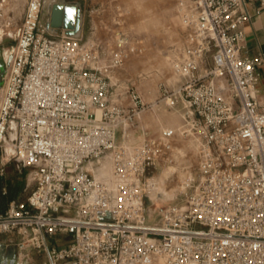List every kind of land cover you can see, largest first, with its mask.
Masks as SVG:
<instances>
[{
  "label": "built area",
  "instance_id": "built-area-1",
  "mask_svg": "<svg viewBox=\"0 0 264 264\" xmlns=\"http://www.w3.org/2000/svg\"><path fill=\"white\" fill-rule=\"evenodd\" d=\"M44 2L26 0L0 77L2 165L27 169L32 185L0 212V235L42 253L41 264H264V51L242 54L244 1L177 0L188 36L156 103L181 124L142 140L126 133L151 104L104 74L142 42L119 35L105 50L84 41L82 23L76 35L50 27ZM176 138L196 141L197 177L181 203L151 211L145 174L172 157ZM106 157L110 184L93 172Z\"/></svg>",
  "mask_w": 264,
  "mask_h": 264
},
{
  "label": "rangeland",
  "instance_id": "rangeland-1",
  "mask_svg": "<svg viewBox=\"0 0 264 264\" xmlns=\"http://www.w3.org/2000/svg\"><path fill=\"white\" fill-rule=\"evenodd\" d=\"M61 1L77 2L84 10V41H98L105 50L113 45L114 39L119 35L142 42V54H132L120 67L106 68L104 74L112 83L132 87L145 103L151 104L149 108L140 111L136 118L138 124L146 128L150 135L155 136L164 128H178L181 124L180 114L156 103L158 84L161 81L172 83L176 80L171 62L178 57L188 36V30L177 10V0H45L42 9L44 16L47 15L51 4ZM25 4L26 0H0V77L8 61L4 56L5 50H11L16 45ZM105 61L103 55L102 64H105ZM136 129L129 131L126 140H142V132ZM117 140L125 141L120 132L117 134ZM173 145L175 149L172 157L158 162L155 168L145 174L144 185L147 192L144 202L151 211H157L169 204L181 203L180 192L185 190L191 178L197 177L196 141L176 138ZM7 148L8 144H5L4 148L0 149V168L4 169V174L0 177L20 180L25 197L32 187L28 170L12 162L2 165L4 150L9 152ZM169 168H172V172L165 176V169ZM189 175L190 178L182 189L183 180ZM162 179L163 184L160 183ZM167 192L173 195L167 196ZM1 237L2 235L0 240ZM56 240L61 241L64 238L57 236Z\"/></svg>",
  "mask_w": 264,
  "mask_h": 264
},
{
  "label": "crops",
  "instance_id": "crops-1",
  "mask_svg": "<svg viewBox=\"0 0 264 264\" xmlns=\"http://www.w3.org/2000/svg\"><path fill=\"white\" fill-rule=\"evenodd\" d=\"M246 11L251 15L250 21L246 22L244 25L245 29V48L242 54L253 56L260 51H264V0H243ZM77 3V2H74ZM80 16L82 27L84 26V10L80 6ZM43 19H46L43 16ZM258 81L256 84V96L259 102L264 105V65H261L257 69ZM136 127L129 128L126 133L128 139L129 131L136 129L142 132V136L150 137V133L142 125L138 124L136 119ZM137 140V139H136ZM4 179L8 181H13L11 178L4 176ZM23 190L14 200L23 199ZM12 200V201H14ZM11 202V201H10ZM9 204V203H8ZM17 237L15 236H5L2 235L0 240V264H3L9 259H14V264H41L44 260V255L42 253H37L33 249L20 250L17 247ZM54 239H48V243H54Z\"/></svg>",
  "mask_w": 264,
  "mask_h": 264
},
{
  "label": "water",
  "instance_id": "water-1",
  "mask_svg": "<svg viewBox=\"0 0 264 264\" xmlns=\"http://www.w3.org/2000/svg\"><path fill=\"white\" fill-rule=\"evenodd\" d=\"M80 10L74 4L53 3L47 13L49 26L63 28L68 34L76 35L81 29ZM3 264H14V259H9Z\"/></svg>",
  "mask_w": 264,
  "mask_h": 264
},
{
  "label": "bare ground",
  "instance_id": "bare-ground-1",
  "mask_svg": "<svg viewBox=\"0 0 264 264\" xmlns=\"http://www.w3.org/2000/svg\"><path fill=\"white\" fill-rule=\"evenodd\" d=\"M11 51H12V49L11 50L10 49L9 50H5V55L4 56H5V58L7 60H9V58H10V52ZM7 149L9 150V145H8ZM93 172H94L95 178L97 180L104 181V182H107L108 184H110L111 180H112V162H111V159L109 157H106V158L102 159L100 161V164L96 168L93 169ZM170 172H172V168L165 169V176H166V174L169 175ZM163 176H164V174H163ZM163 176H161V177H163ZM189 178H190V175L187 176V178H185L184 180L182 179L183 180V184H182V187H181L182 189L184 188L185 182L187 180H189ZM162 182H164L163 179L160 181V183H162ZM172 195H173L172 193H168L167 194V196H172Z\"/></svg>",
  "mask_w": 264,
  "mask_h": 264
},
{
  "label": "trees",
  "instance_id": "trees-1",
  "mask_svg": "<svg viewBox=\"0 0 264 264\" xmlns=\"http://www.w3.org/2000/svg\"><path fill=\"white\" fill-rule=\"evenodd\" d=\"M22 188L23 183L20 180L6 181L4 177H0V212L5 211L8 203L20 194Z\"/></svg>",
  "mask_w": 264,
  "mask_h": 264
}]
</instances>
